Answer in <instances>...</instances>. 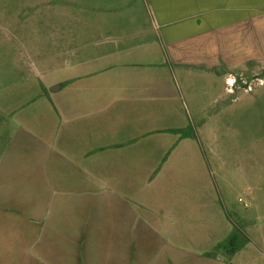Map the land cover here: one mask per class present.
I'll return each instance as SVG.
<instances>
[{
    "label": "crops",
    "instance_id": "1",
    "mask_svg": "<svg viewBox=\"0 0 264 264\" xmlns=\"http://www.w3.org/2000/svg\"><path fill=\"white\" fill-rule=\"evenodd\" d=\"M143 2L154 40L124 47L110 72L101 68L89 80L66 75L50 92L43 69L49 72L56 57L80 51L68 45L70 28L54 31L47 43L53 54L35 60L41 92L33 101L49 102L47 120L37 133L26 131L31 139H9L16 147L31 140L30 152L0 156V191L26 193L0 200L6 240L16 242V264H46L44 256L63 250L73 255L70 264H186L194 251L184 248V235H192L185 247H195L196 237L204 249L194 253L196 261L208 262L210 249L231 236L225 217L200 197L182 205L180 213L171 211L163 195L165 172L157 165L177 141L187 152L171 157L194 155L188 153L190 136L183 134L184 106L172 87L177 74L231 80L232 71L264 64V0ZM119 41L124 45L126 38ZM22 107L17 117L28 124L32 111ZM136 160L143 166L139 185L129 178ZM87 192L102 194L89 199ZM191 206L210 208L211 215L183 218ZM105 219L112 222L111 250L102 242ZM188 222L192 227L185 231ZM168 241L177 243L174 250Z\"/></svg>",
    "mask_w": 264,
    "mask_h": 264
},
{
    "label": "rangeland",
    "instance_id": "2",
    "mask_svg": "<svg viewBox=\"0 0 264 264\" xmlns=\"http://www.w3.org/2000/svg\"><path fill=\"white\" fill-rule=\"evenodd\" d=\"M68 28L72 35L68 45L80 51L56 57L49 72L44 71L48 68L43 69L45 78L52 83L51 93L66 75L97 78L103 73L101 68L110 72L124 47L154 40L147 33L149 21L143 0H0V156L5 152L31 151V140L16 147L17 141L11 144L9 139H31L26 131L31 128L37 133L41 123L46 122L43 112L49 102L33 101L41 92V85L36 82L35 60L45 53L53 54L48 49V38L54 31ZM122 37L128 46L121 44ZM155 51L153 46V56ZM231 74V84L229 79H214L201 73L177 74L172 82L187 116L188 128L183 134L191 139L188 153L194 155L172 158V154L186 151V144L181 147L177 141L170 145L165 161H158L156 168L165 172L163 185L167 191L163 195L170 210L178 213L182 205L198 197L212 203L217 214L231 225L232 232L220 247L210 249L213 259L208 262L196 261L194 253L204 249L197 247L196 237L192 239L195 247H185L191 244L192 235H184V248L194 251L186 264H264V64ZM249 87L251 91H247ZM21 106L24 111L27 107L32 111L25 121L28 124L17 117ZM132 168L134 176H129L130 180L143 184V166L136 160ZM10 178L6 176V183ZM25 194L0 191V200L8 202ZM85 194L96 199L102 193ZM185 211V219L196 218L197 213L204 218L211 215L210 208L203 206H191ZM6 219L0 213V264H16V242L6 240ZM209 221H205L206 227ZM111 223L107 219L102 222L106 250L112 249ZM182 227L186 231L192 224L184 223ZM176 245L168 241L169 250ZM27 256L30 255L24 258ZM43 258L46 264H70L73 255L63 250L59 256L53 252Z\"/></svg>",
    "mask_w": 264,
    "mask_h": 264
},
{
    "label": "bare ground",
    "instance_id": "3",
    "mask_svg": "<svg viewBox=\"0 0 264 264\" xmlns=\"http://www.w3.org/2000/svg\"><path fill=\"white\" fill-rule=\"evenodd\" d=\"M233 82H234V81H233L232 79H231V80L229 79V83H230V84L233 83Z\"/></svg>",
    "mask_w": 264,
    "mask_h": 264
},
{
    "label": "built area",
    "instance_id": "4",
    "mask_svg": "<svg viewBox=\"0 0 264 264\" xmlns=\"http://www.w3.org/2000/svg\"><path fill=\"white\" fill-rule=\"evenodd\" d=\"M228 82H229V80H228ZM251 90H252V88H251V87H249L247 91H251Z\"/></svg>",
    "mask_w": 264,
    "mask_h": 264
}]
</instances>
